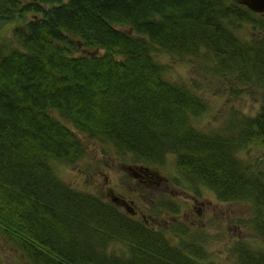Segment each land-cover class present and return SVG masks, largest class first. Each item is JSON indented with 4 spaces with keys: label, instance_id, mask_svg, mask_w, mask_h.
<instances>
[{
    "label": "trees",
    "instance_id": "16d2710c",
    "mask_svg": "<svg viewBox=\"0 0 264 264\" xmlns=\"http://www.w3.org/2000/svg\"><path fill=\"white\" fill-rule=\"evenodd\" d=\"M159 52L209 57L208 71L258 88L259 112L198 130L206 103ZM88 142L137 165L173 155L190 192L255 199L262 214L264 172L238 152L264 150V21L231 0H0V238L26 264H215L181 224L152 230L61 181L52 163L77 164ZM233 252L264 264L244 242Z\"/></svg>",
    "mask_w": 264,
    "mask_h": 264
},
{
    "label": "rangeland",
    "instance_id": "374dc122",
    "mask_svg": "<svg viewBox=\"0 0 264 264\" xmlns=\"http://www.w3.org/2000/svg\"><path fill=\"white\" fill-rule=\"evenodd\" d=\"M255 18L264 21L263 15L255 14ZM5 32L1 31L2 34ZM252 32V27H249V37ZM239 36L243 40L248 39L242 33ZM155 58L170 67L167 72L169 78L171 74L175 80L192 85L206 103L207 111L192 120L198 130L207 133L218 130L229 117L231 109L250 117L259 112L261 92L258 88L254 84L239 85L233 77L208 71L210 65L206 58L209 57L182 61L159 52ZM87 145L88 156L77 164L52 163L57 177L72 189L100 197L105 196V191L109 195V190L113 189L114 194L129 197L146 214V220L151 225L153 218H157L160 224L156 223V230L181 224L183 230L189 231L185 240L198 241L203 246L207 253L206 263L238 264L233 252L238 242L246 243L248 248L255 251L264 250L263 236L255 225L257 217H263L264 225V211L263 215L259 213L261 211L257 209L253 197L254 201L249 198L219 201L213 191L200 185L196 189L201 196H191L187 188L189 184L177 174L173 155H169L162 164L143 165L162 177L159 185L154 184V188L137 185L120 166L122 161L137 165L132 157L117 155L109 144L88 142ZM238 156L254 167L256 173L264 172V150L261 147L249 145L238 152ZM194 201L203 205L200 215ZM0 264L26 263L21 262L16 252L0 238Z\"/></svg>",
    "mask_w": 264,
    "mask_h": 264
},
{
    "label": "flooded vegetation",
    "instance_id": "af4514ba",
    "mask_svg": "<svg viewBox=\"0 0 264 264\" xmlns=\"http://www.w3.org/2000/svg\"><path fill=\"white\" fill-rule=\"evenodd\" d=\"M243 7H245V6H243ZM254 14H257L258 16H261V15L264 16V12L261 14H258V13H254ZM213 130H215V129H213ZM215 131H218V130H215ZM120 166H121L122 170L136 182L137 185H146V186H149L151 188H154L155 185L156 186L159 185L160 182L162 181V177H160L156 173L152 172L148 167H145L143 165H140V166L129 165V164L123 163V161H122V162H120ZM112 190L113 189L109 190L110 191L109 195L106 193V191L104 192L105 193L104 197H106V199L108 200V202L111 205L118 207L124 213H126L130 217H132L134 220L139 221V222H144V224L148 228H150L152 230H156L155 229L156 223L160 224V222L158 221L157 218H153V220H152L153 224L151 225L150 221L146 220V218H147L146 214L140 208H138L129 197H122L121 195H116L112 192ZM189 193L193 197L201 196V193H195V192H189ZM231 201H234V200H231ZM194 202H195V205H197V206H195L196 207L195 209L197 210L198 214L200 215L203 205L201 203H198L197 201H194ZM228 202H230V201H228ZM139 218L141 220H139ZM174 221H176V220H174ZM177 226H180V224H173L172 228L175 229ZM156 231H160V229H158ZM261 239L264 240V237H262Z\"/></svg>",
    "mask_w": 264,
    "mask_h": 264
},
{
    "label": "water",
    "instance_id": "95a60500",
    "mask_svg": "<svg viewBox=\"0 0 264 264\" xmlns=\"http://www.w3.org/2000/svg\"><path fill=\"white\" fill-rule=\"evenodd\" d=\"M245 6L254 13L261 14L264 12V0H231Z\"/></svg>",
    "mask_w": 264,
    "mask_h": 264
}]
</instances>
